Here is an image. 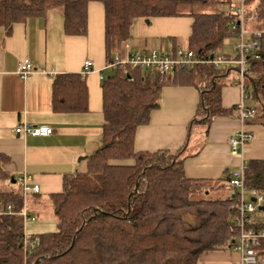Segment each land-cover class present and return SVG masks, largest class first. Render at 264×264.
Masks as SVG:
<instances>
[{"label": "trees", "instance_id": "obj_1", "mask_svg": "<svg viewBox=\"0 0 264 264\" xmlns=\"http://www.w3.org/2000/svg\"><path fill=\"white\" fill-rule=\"evenodd\" d=\"M90 1L0 0V34H9L14 23L61 8L64 32L85 35ZM95 1L104 6L107 58L119 51L135 19L156 16L193 17L186 49L195 56L212 57L228 37H236L238 43L237 29L231 28L236 16L218 9L230 0ZM246 1L253 0H245L247 6ZM256 3L250 28L260 35L258 47L247 58L246 77L251 85L245 84L244 90L247 99L256 100L264 112V0ZM251 38L253 33L247 39ZM228 68L204 63L195 71L194 66L163 74L118 68L106 75L101 146L88 157L84 171L65 177L63 189L50 195L58 227L38 239L24 231V218L17 214L24 195L11 185L12 179L14 184L20 181L4 169L9 157L0 153V208L10 204L15 212L0 214V264H197L205 251L231 248L237 235L230 221L235 198L215 197L206 188L201 192L206 181L185 175L182 148L149 152L133 147L136 128L147 123L150 112L158 107L160 87L169 76L200 91L192 123L208 124L211 117L227 113L220 92ZM86 104L82 77L59 74L55 78L54 110L84 111ZM5 182L10 188L2 189ZM245 184L264 197V159L247 161ZM24 240L35 244L25 247ZM257 253L264 256V243Z\"/></svg>", "mask_w": 264, "mask_h": 264}, {"label": "crops", "instance_id": "obj_2", "mask_svg": "<svg viewBox=\"0 0 264 264\" xmlns=\"http://www.w3.org/2000/svg\"><path fill=\"white\" fill-rule=\"evenodd\" d=\"M238 2L230 0L218 9L227 11L230 3ZM245 11L246 16V5ZM192 22L190 15L156 16L148 22L142 18L135 19L130 26L129 37L109 58L105 50L104 6L95 0L87 5L85 35L64 32L61 8H51L44 16L14 23L9 34L1 32L0 153L9 157L4 164L9 174L16 179L27 175L32 184L39 185L38 193L30 191L24 196L23 209L27 213L24 219L35 220L32 213L39 210L34 205L36 198H41V195L50 198L51 194L60 192L64 178L78 172L80 162L87 166L88 157L101 146L104 123L102 82L112 71L107 68L112 58L115 55L125 57L132 51L172 53L178 48H187ZM244 26L247 39L255 30L249 29L246 21ZM236 56L237 51L233 58L230 55L226 57L234 60ZM24 59H29L34 69L21 77L17 73V65ZM86 59L93 65L88 73L82 75ZM235 65L216 66L229 67L221 79L224 85L220 92L221 105L228 110L227 113L211 117L208 124L192 123L199 106L200 91L192 84L169 76L160 87L158 107L150 112L147 123L136 128L133 138L136 151L166 149L175 152L182 148L185 175L207 181L211 186L215 183L221 185L216 193L220 191L219 195L226 199L234 195V191L227 188L228 177L239 167L242 159H264V123L256 118L252 117L243 124L254 134L246 144L243 156L232 152L228 144V135L242 126L237 111H232L241 96L240 76ZM59 74L82 77L87 90L86 110L53 109V83ZM23 122L47 125L53 132L47 136L17 134L15 128ZM83 156L85 158L79 160ZM14 188H21V185L17 183ZM259 259L263 260L264 256L259 255ZM197 264L242 263L239 252L229 248L205 251L198 257Z\"/></svg>", "mask_w": 264, "mask_h": 264}, {"label": "built area", "instance_id": "obj_3", "mask_svg": "<svg viewBox=\"0 0 264 264\" xmlns=\"http://www.w3.org/2000/svg\"><path fill=\"white\" fill-rule=\"evenodd\" d=\"M245 0H239L238 4L230 3L227 11L234 14L237 18L236 22L231 24V28L237 29L238 56L234 60L226 58L222 54L213 53L212 57L206 54L195 56L190 49L178 48L172 53L159 52L156 50L149 51H132L125 57L115 55L107 64V68L117 70L118 68L130 69H144L155 70L159 73L172 72L180 67H193L196 64H213L219 66L222 64L234 63L240 76L241 96L236 104L238 119L242 126L240 129L228 135V144L232 152L243 156L246 144L254 138V134L244 128V123L250 118H255L257 114L256 108L246 104V92L244 90L243 80L248 73L247 58L249 54L258 47L257 37L260 32L254 31L253 38L246 39L247 31L245 29ZM257 57V55H256ZM92 61L86 59L83 63L81 74L84 75L92 69ZM34 69L33 63L29 59L20 61L17 65V73L21 77H25ZM15 132L17 134H29L32 136H47L53 130L47 125H34L23 122L16 126ZM247 167V160L242 159L237 169L233 170L228 177V184L233 189L235 198L233 211L230 215L232 225L237 229V235L232 240L231 246L239 252L242 264H264V259L260 260L257 253V248L262 247L264 243V220L261 219L260 209L264 205V197L260 192L254 188H248L245 184V171ZM20 181V182H19ZM18 182L21 185L22 195L28 192L38 193L39 185L32 184L29 176L23 175L18 177ZM254 198V200H251ZM0 201V206H1ZM10 204L5 205V209L0 208V214H14ZM17 214L23 218L27 217L26 211L22 208ZM28 243L35 244L34 241L24 240V245Z\"/></svg>", "mask_w": 264, "mask_h": 264}, {"label": "rangeland", "instance_id": "obj_4", "mask_svg": "<svg viewBox=\"0 0 264 264\" xmlns=\"http://www.w3.org/2000/svg\"><path fill=\"white\" fill-rule=\"evenodd\" d=\"M246 3H247L248 14L246 16L245 21H246V26L250 29V27H252L254 25V20H253L252 15H250V12H252L254 10L256 5H255V3H249L248 4L247 1H246ZM187 9H193V8H187ZM236 44H237V39L235 37L224 39L222 44H221V47L219 48V53L222 55H226V56L230 55L231 58H233L236 55V50H235ZM181 49H186V47L184 46V48H181ZM215 53H217V52H215ZM197 65L199 66V64L194 65V69H193L194 71L197 70V68H198ZM154 71L155 70H152V72H154ZM183 71H186V70H183ZM232 73H233V71H232ZM249 74H250V72H249ZM158 76L161 77V74H158ZM246 78L247 77H245L244 80L242 81L243 85L245 86L244 81L246 82V84L251 85L250 81H248ZM249 88L251 89V86H249ZM247 90H249V89L247 88ZM249 101H250L249 99H246L245 103L256 108L257 114L254 117L261 121L264 118L262 116L264 114L263 110L260 109V105H258L256 100H251L252 102L251 101L249 102ZM232 111H234V112L237 111L236 106H234V109ZM85 169H86L85 163L80 162L79 171H84ZM6 184H7L6 182H5V184L2 183V189L10 188L8 186V184L7 185ZM215 184H212V186H211V184L206 181L202 185V191L201 192H203L204 188H206V189L211 190V191L213 190L214 196L219 195L220 191H218V193H216V192L218 189H220V187H218V185H215ZM11 185H15V184L11 183ZM227 188L229 189L231 187L229 185H227ZM201 192H200V195H203V194H201ZM36 199H37V202L34 205H36L39 208V210L34 211L32 213V215L35 217V220L24 219V230H25V233L36 235L37 236L36 238L38 239V235H40L42 233L56 231L58 225H57V219L55 218V216L53 214V204L51 202V199L47 195H41V198H36ZM48 199L50 201H48ZM260 214H261L260 218L264 220V210H260ZM231 248H233V247H231Z\"/></svg>", "mask_w": 264, "mask_h": 264}, {"label": "water", "instance_id": "obj_5", "mask_svg": "<svg viewBox=\"0 0 264 264\" xmlns=\"http://www.w3.org/2000/svg\"><path fill=\"white\" fill-rule=\"evenodd\" d=\"M145 21L148 22V19H145ZM82 158H85V156L80 157L79 160L82 159ZM14 182H15V180L12 179V183H14ZM251 200H254V198H251ZM259 209H260V210H264V205H261V206L259 207Z\"/></svg>", "mask_w": 264, "mask_h": 264}]
</instances>
